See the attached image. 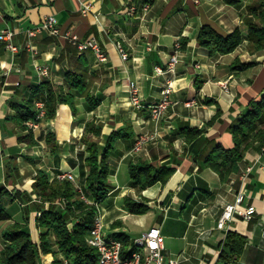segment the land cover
I'll return each mask as SVG.
<instances>
[{
    "label": "crops",
    "instance_id": "0c3cea01",
    "mask_svg": "<svg viewBox=\"0 0 264 264\" xmlns=\"http://www.w3.org/2000/svg\"><path fill=\"white\" fill-rule=\"evenodd\" d=\"M263 1L242 0L235 6L223 0H0V31L12 30L16 45L30 44V49L15 54L0 46V184L23 198L6 201L9 220L0 223V235L10 222L24 223L28 218L30 236L38 242L34 216L38 209H46V203L31 193L38 169L49 181L58 173H70L85 189L88 167L81 137L84 125L93 122L101 126L100 148L116 134L108 156V192L100 203L103 236L128 243L155 226L164 237L165 257L178 264H222L220 251L227 232L233 231L243 236L244 243L229 264H264L263 145L246 148L224 179L204 165L214 146L232 147L229 127L246 114L250 101L264 94V49L250 50L244 20L250 17L249 8ZM85 4L90 9L82 13ZM130 6L135 7L132 15ZM49 16L61 33L69 31L80 41L94 39L106 61L98 62L91 51L78 52L61 35L41 33L28 39L26 31ZM203 26L222 36L240 29L242 41L230 53L211 54L197 41ZM116 42L127 53L125 61ZM175 43L180 49L174 74H156L154 67L165 68ZM242 63L254 64L232 69ZM40 68L47 69V76L38 73ZM69 72L80 74L85 87L83 93L73 90L75 115L60 105L54 118L41 119L32 131L35 145L20 141L26 131L11 120L15 113L11 103L31 98L30 87L43 80L68 91ZM168 79L171 103L160 119L152 121L148 106L160 100ZM130 81L139 86V108L129 103ZM82 95H90L97 105L91 107ZM185 128L201 133L187 142L181 133ZM48 134L53 136L50 144ZM140 135L149 139L134 152ZM137 163L170 168L172 173L164 184L139 189L128 173L129 165ZM246 168L250 171L244 176ZM238 194L243 196L239 210L253 207L252 218L235 214L225 229H218L224 206L235 202ZM126 200L145 205L146 212H130ZM54 259L63 264L65 258L58 252L44 254L39 264H53Z\"/></svg>",
    "mask_w": 264,
    "mask_h": 264
},
{
    "label": "trees",
    "instance_id": "16d2710c",
    "mask_svg": "<svg viewBox=\"0 0 264 264\" xmlns=\"http://www.w3.org/2000/svg\"><path fill=\"white\" fill-rule=\"evenodd\" d=\"M228 5H239L242 0H223ZM263 7V8H262ZM250 17H244L248 31V42L253 52L264 49V1L258 6L249 8ZM197 41L200 46L209 50L211 54H227L238 47L242 41L240 29L222 36L208 26L201 27ZM254 63H242L232 67L233 70H241ZM66 81L68 91L54 86L47 80H43L35 87H30V97L22 98L20 101L11 103L14 115L11 120L19 129L26 133L19 137L20 141L29 145H35L31 130L27 129L26 122L34 120L36 111L35 100H42L45 108L46 119H52L60 105L69 108L72 115H75V95L73 90L83 93L85 87L80 74L67 73ZM91 107L97 102L90 95H82ZM34 98V99H33ZM205 103L210 100H204ZM61 117L64 110L58 111ZM264 94L258 100L249 102V109L240 119H237L230 127L229 133L232 137V147L225 149L220 145L214 146L212 151L205 157L204 165L216 172L221 179H224L233 169L236 162L241 160L242 152L257 144L264 145ZM211 121L208 123L210 124ZM99 124L87 122L84 125V133L81 142L85 145V162L88 173L85 178V189H82L86 196L98 203H101L107 195L109 175L108 156L113 148V141L116 134H111L103 148L98 145L100 136ZM187 142L193 141L200 135L201 130L196 128H185L181 130ZM94 138L95 140L91 139ZM53 140L48 134L46 142ZM130 180L139 189H145L154 183L164 184L172 173V169L155 168L148 164H130L128 167ZM31 193L40 203H47L46 209H38L40 214L34 216V226L38 231V242H34L28 230V218L24 223L10 222L1 232L0 239L3 243L0 249V264H39V259L44 254L57 252L69 262V264H95L97 254L95 249L86 243V236L92 227L95 208L80 199L75 185L69 180L49 181L47 174L37 170L31 185ZM18 199L23 200L19 192L10 193L0 184V223L8 221L6 213V201ZM126 206L130 212L143 214L147 207L140 203L126 200ZM25 213L27 209L25 208ZM54 236V240H51ZM123 247L127 240H121ZM244 243L242 235L228 231L220 251L219 259L222 264L233 263L234 257L241 252ZM56 247V251L53 248ZM53 264H62L54 259Z\"/></svg>",
    "mask_w": 264,
    "mask_h": 264
},
{
    "label": "built area",
    "instance_id": "2783aa9c",
    "mask_svg": "<svg viewBox=\"0 0 264 264\" xmlns=\"http://www.w3.org/2000/svg\"><path fill=\"white\" fill-rule=\"evenodd\" d=\"M147 8V5H145L143 10H146ZM89 9L90 5L85 4L82 7L81 12L86 13ZM134 11L135 7L130 6L128 14L132 15ZM41 33H47L51 36L61 35L65 40L74 45L78 52L91 51L98 62L103 63L106 61V55L99 49L94 39L80 41L75 34L69 31L61 33L56 20L51 16L43 18L38 25L26 31L28 39L35 38ZM13 35L12 30H1L0 46L14 54L18 53L22 48L30 49L29 43H26L23 47L14 44ZM115 47L120 55V58L125 61L127 59V53L123 50L121 44L116 42ZM179 49L180 44L175 43L173 52L170 55L165 68L162 69L161 67H154L156 74H174L175 65L178 62ZM38 73L45 77L47 76V69L40 68L38 69ZM171 92V81L168 79L166 86L161 90L160 100L157 103L148 106L149 117L152 121H157L166 112L171 103L169 97ZM128 93L130 105L134 108L141 107L139 86L137 83L134 81H130L128 83ZM189 104H191V102H186V105ZM34 107L36 111L35 119L29 120L25 123L27 129L31 131L36 129L39 121L45 117V108L42 100H35ZM148 139L149 137L145 135L138 136L134 142L133 151L139 152ZM262 150L264 151V145ZM249 171L250 168H246L244 176L247 175ZM56 179L71 181L77 188L78 193L80 194V199L88 205H93L95 208L92 227L89 229L86 236V243L95 249L97 254L95 264H178L176 259L165 257L164 237L158 227H150L139 236L131 239L125 247H123L121 241L103 236L100 203L95 202L86 196L82 188L76 184V179L72 174L61 172L56 175ZM242 200V194H238L235 202L228 203L224 206L217 221L218 229H225L226 225L232 221L235 214L241 215L245 220H250L252 218V214L254 213L253 207H248L245 211L239 210V205L242 203ZM36 214L39 215L40 212L38 211ZM63 264H69V262L64 259Z\"/></svg>",
    "mask_w": 264,
    "mask_h": 264
},
{
    "label": "rangeland",
    "instance_id": "374dc122",
    "mask_svg": "<svg viewBox=\"0 0 264 264\" xmlns=\"http://www.w3.org/2000/svg\"><path fill=\"white\" fill-rule=\"evenodd\" d=\"M47 204V203H46ZM48 207V204L46 205V208ZM103 224V223H102ZM102 233H105L104 231V225H102Z\"/></svg>",
    "mask_w": 264,
    "mask_h": 264
}]
</instances>
